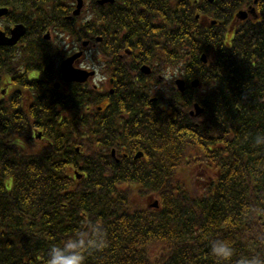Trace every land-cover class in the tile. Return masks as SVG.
Returning a JSON list of instances; mask_svg holds the SVG:
<instances>
[{
  "label": "trees",
  "instance_id": "1",
  "mask_svg": "<svg viewBox=\"0 0 264 264\" xmlns=\"http://www.w3.org/2000/svg\"><path fill=\"white\" fill-rule=\"evenodd\" d=\"M66 1L0 6L39 5L46 20L62 19ZM93 24L91 36L99 33ZM166 35L169 47L182 40V56L197 65L187 74H201L206 89L173 90L167 103H152L138 91L144 85L137 68L125 66L112 108L86 114L91 95L80 85L62 94L54 88L56 73L41 63L39 81L16 83L33 98L0 104V264H46L51 246L97 229L106 245L85 250V264H216L214 239L233 244L231 264L264 255V143L255 142L264 136V12L232 47L222 32H203L197 48L192 33ZM107 36L104 46L113 52ZM203 51L216 61L202 64ZM194 102L203 115H188ZM41 128L45 138L36 143ZM109 144L144 148L149 161L117 163Z\"/></svg>",
  "mask_w": 264,
  "mask_h": 264
},
{
  "label": "flooded vegetation",
  "instance_id": "2",
  "mask_svg": "<svg viewBox=\"0 0 264 264\" xmlns=\"http://www.w3.org/2000/svg\"><path fill=\"white\" fill-rule=\"evenodd\" d=\"M243 1L239 0L235 4L234 0H113L98 4L90 17L96 12V19L93 17L91 20H84L88 14V5L79 16H74L77 8L75 2L68 7L70 12L63 19L49 15L48 20L40 12V6H30L28 9L21 6L16 12L14 8L0 6V9L9 10L8 15L0 17V31L11 37L17 27L26 28V33L15 46L0 47V60L6 62L5 68L2 66L0 69V83L8 85L2 88V93L8 97L12 94L10 90L13 83L27 84L28 81H34L40 73L38 67L41 63L54 73L64 65H70L72 70L91 71L94 67L90 65L94 62L87 61L84 55L93 53V56L97 54L99 57V60H95L98 68L96 76L105 77L107 82L93 85L99 91L98 96L88 91L86 86L84 95H91L93 99L91 103L85 102L86 109L90 112V107L97 104L99 111L106 112L109 107L112 108V105L107 106L116 95V78L125 66H135L136 79L153 85L162 83L159 80L163 79L164 69H185V60H169L167 32L194 31L193 47L197 48L202 29L211 32H240L246 24L257 22L255 16L258 15L246 11L248 2ZM232 4L235 7L242 6L239 12L244 11L245 15L240 18ZM106 16L111 20L109 24L105 22ZM95 21L98 29L94 31L99 33L91 36L89 32ZM58 34L66 37L62 45L57 42ZM107 34L112 35L113 52L108 49L109 45L102 44L103 40H108ZM171 50L178 52L175 47ZM73 84L82 85L75 82L68 85L73 88ZM89 84L91 82L83 85ZM100 87L104 90L101 91ZM72 94L73 91L68 95ZM158 95L164 98L162 93ZM125 118L129 120L131 116Z\"/></svg>",
  "mask_w": 264,
  "mask_h": 264
},
{
  "label": "clouds",
  "instance_id": "3",
  "mask_svg": "<svg viewBox=\"0 0 264 264\" xmlns=\"http://www.w3.org/2000/svg\"><path fill=\"white\" fill-rule=\"evenodd\" d=\"M257 144L264 143V136H259ZM106 245V239L99 229L91 237L76 235L61 244L51 246L47 252L46 264H85V250L99 251ZM209 250L216 264H231L235 255V248L228 240L214 239L209 243ZM239 264H264V255L252 254L242 258Z\"/></svg>",
  "mask_w": 264,
  "mask_h": 264
},
{
  "label": "water",
  "instance_id": "4",
  "mask_svg": "<svg viewBox=\"0 0 264 264\" xmlns=\"http://www.w3.org/2000/svg\"><path fill=\"white\" fill-rule=\"evenodd\" d=\"M82 5H83V2H82V0H80L79 9L82 7ZM5 13H6V11H0V16L4 15ZM16 30L17 31H15L13 33V38L10 39L9 41L5 40L4 35H2L0 33V45H4V44L15 45L25 33L24 32L25 30L23 27H18ZM80 75H81V79L86 78V75L81 74L79 72H75L74 70L70 69L69 66L66 67V71L64 72V76H65L66 80L76 79V78L80 77Z\"/></svg>",
  "mask_w": 264,
  "mask_h": 264
},
{
  "label": "bare ground",
  "instance_id": "5",
  "mask_svg": "<svg viewBox=\"0 0 264 264\" xmlns=\"http://www.w3.org/2000/svg\"><path fill=\"white\" fill-rule=\"evenodd\" d=\"M238 1L239 0H234V3L235 4H237L238 3ZM10 63V62H9ZM0 64L5 68V66H6V62H4V60H0ZM1 66V67H2ZM8 67H11V65H8ZM183 72L184 73H187V70L185 69V70H183ZM130 95H132V96H136V92L135 91H132V90H129V92H128ZM15 97L18 99V102L19 101H23V97H24V88H21L20 89V91H18V94H16L15 95ZM177 124H178V122H175V123H173L172 124V126H170L169 128H170V130L172 131V132H175L176 131V129H177ZM166 129V128H165ZM164 129V130H165ZM168 131V130H167ZM160 135H153L152 136V138H158Z\"/></svg>",
  "mask_w": 264,
  "mask_h": 264
},
{
  "label": "rangeland",
  "instance_id": "6",
  "mask_svg": "<svg viewBox=\"0 0 264 264\" xmlns=\"http://www.w3.org/2000/svg\"><path fill=\"white\" fill-rule=\"evenodd\" d=\"M63 39H64V37H58L57 38V42L60 43V44H63V43H61L63 41Z\"/></svg>",
  "mask_w": 264,
  "mask_h": 264
}]
</instances>
